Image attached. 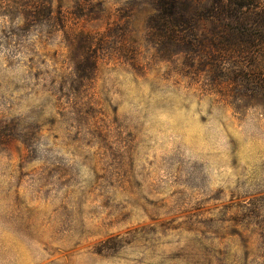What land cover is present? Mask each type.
<instances>
[{"label":"rangeland","instance_id":"374dc122","mask_svg":"<svg viewBox=\"0 0 264 264\" xmlns=\"http://www.w3.org/2000/svg\"><path fill=\"white\" fill-rule=\"evenodd\" d=\"M234 8L264 20L0 0V264H264V37L220 45Z\"/></svg>","mask_w":264,"mask_h":264},{"label":"trees","instance_id":"16d2710c","mask_svg":"<svg viewBox=\"0 0 264 264\" xmlns=\"http://www.w3.org/2000/svg\"><path fill=\"white\" fill-rule=\"evenodd\" d=\"M242 6L243 5H240L238 8H242ZM233 15L234 17L228 19L223 25L225 33L223 31L218 34V36L221 37L220 45H228V47L232 49L235 48L236 50L243 49V47L249 48V50L257 47L256 44H254V41L256 40L255 35L258 34L259 37H264V28L262 27L264 20L257 27H252L251 24L247 25V21H242V15L239 12V9L234 8Z\"/></svg>","mask_w":264,"mask_h":264}]
</instances>
